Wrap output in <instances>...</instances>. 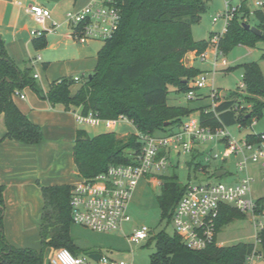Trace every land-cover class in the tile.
Returning <instances> with one entry per match:
<instances>
[{
	"label": "trees",
	"instance_id": "16d2710c",
	"mask_svg": "<svg viewBox=\"0 0 264 264\" xmlns=\"http://www.w3.org/2000/svg\"><path fill=\"white\" fill-rule=\"evenodd\" d=\"M208 0H114L121 12L119 28L104 42L98 53V63L92 74L72 92V77L54 80L45 91L32 75V69H20L9 56L5 41L0 38V115L5 116L6 139L26 145H37L43 138L42 127L34 123L16 104L13 95L25 87L32 88L47 99L53 107L95 115L105 120L126 118L137 132L126 135L115 131L91 136L86 129H78L74 159L80 178H92L107 170L111 164L135 162L142 141L139 133L155 135L181 126L184 118L197 109L170 105L169 93L187 92L190 82L199 70L186 62L187 54L204 53L211 40H196L192 28L208 10ZM248 10H237L220 35L217 48L226 54L239 44L254 46L264 40V7L254 10L257 35L243 26ZM249 22V21H248ZM218 33L212 32L211 39ZM38 47L46 44V33L35 37ZM264 58V52H263ZM242 89L218 96V104L198 109L201 122L212 127L251 125L264 114V73L259 62L242 64ZM231 66L226 70L230 71ZM167 124V125H166ZM247 140L257 141L258 133H248ZM203 169L206 170V167ZM214 176L216 172L213 173ZM161 193L157 202L163 216L172 221L173 212L188 184H182L176 174H161ZM5 186L0 184V264H49L44 252L47 248L66 247L75 255V239L70 229L73 223L71 209L72 184L43 186L45 206L41 224V250L11 245L4 233ZM264 206V196L258 198ZM247 214L232 205H222L217 220V235L221 228ZM260 243L240 241L232 245L215 242L204 249H191L175 232L165 230L154 234L156 250L151 253L152 264H245L248 255L256 251L264 261V231ZM264 264V263H263Z\"/></svg>",
	"mask_w": 264,
	"mask_h": 264
},
{
	"label": "built area",
	"instance_id": "2783aa9c",
	"mask_svg": "<svg viewBox=\"0 0 264 264\" xmlns=\"http://www.w3.org/2000/svg\"><path fill=\"white\" fill-rule=\"evenodd\" d=\"M256 4L264 7V0H256ZM240 5H233L226 1V11L214 17L224 16L226 25L223 32L211 39L215 47V66L218 67L220 55L217 43L221 34L227 30L229 22ZM27 10L41 28L33 29L34 37L55 30L59 23L52 21V11L42 4L33 3ZM69 24L71 35L80 43L91 40L106 41L117 31L121 21V12L114 0H92L81 11H68L65 14ZM207 52V51H206ZM206 52L200 56L206 58ZM222 65H227L223 59ZM34 77L37 79L38 74ZM75 82H81L82 77L75 76ZM210 87L208 95L214 99L212 106L218 104L219 91L209 85L206 76H198L187 93L190 99H201L197 91L204 87ZM245 84L242 85V88ZM14 95L25 98L20 91ZM76 120L80 124L100 126H112L115 120H105L93 112L84 114L77 112ZM187 116L180 127L161 135L139 133L142 148L133 163L111 164L106 171L92 178H80L73 185L71 195V209L73 223L90 228L98 232H114L122 228V223L128 219V205L138 186L139 180L148 175H154L168 166V152L174 148L178 151L191 153L194 146L209 140L219 139L225 145L223 158L240 154L241 160L237 164V172L242 176L237 181L225 182L222 180H207L188 183L187 189L175 206L172 222L175 232L181 237L184 244L191 249H204L213 244L217 237V220L222 205H232L246 214L253 216L257 230L256 244L261 241L260 233L264 231V206L258 204V198L252 193L253 177L250 175L249 163L258 165L264 178V132L258 133L257 141H244L245 146H240L236 138H231L228 126L212 127L201 122L200 116ZM189 118V119H188ZM255 123V121L253 122ZM241 126V125H240ZM241 128V127H240ZM255 133V132H254ZM250 150L247 153L246 150ZM215 154L213 158H217ZM210 158H207L209 160ZM212 176L213 173H212ZM161 185V181H159ZM151 228L143 226L135 230L129 240L132 243H140L150 237ZM256 258L261 259L256 251L248 255L245 264H256ZM101 261L115 264V260L103 256ZM49 264H88L86 255H75L66 247L57 248L49 258ZM116 264H132L121 261Z\"/></svg>",
	"mask_w": 264,
	"mask_h": 264
},
{
	"label": "crops",
	"instance_id": "0c3cea01",
	"mask_svg": "<svg viewBox=\"0 0 264 264\" xmlns=\"http://www.w3.org/2000/svg\"><path fill=\"white\" fill-rule=\"evenodd\" d=\"M91 1L0 0V38L5 41L9 56L20 69H32L33 76L38 74L36 80L45 91L49 90L54 80L61 77L80 76L82 81L75 82L72 86V92L75 93L82 86L87 74L94 72L98 63V53L104 41L91 40L80 43L72 37L65 17L68 11H81ZM33 3L42 4L52 11L53 19L49 21L48 26H51L54 20L59 23L55 30L46 33V44L43 47L37 46L32 35L33 29L41 28L27 10ZM197 56L195 52L188 53L187 64L194 66L192 60ZM227 67H229L228 63ZM20 92L25 98L13 95L14 101L34 123L42 127L44 138L37 145H26L11 139L0 142V184L5 186L4 233L7 241L13 246L35 247L41 250L40 232L45 206L42 187L74 185L80 179L74 159V147L77 130L83 128L82 124L77 122L75 115L81 110L77 108L68 111L62 107H53L47 99L30 87H25ZM206 105L209 104L203 106ZM188 107L198 110L202 106ZM119 121H114L113 125L117 126ZM115 126L104 125L105 128L95 129L94 133L87 131L94 136L104 132H116ZM133 127L135 128L134 125ZM5 132V116L1 114L0 137ZM135 132H137L136 128L132 133ZM126 134L129 133L125 132L121 135ZM170 152L171 150L167 155ZM220 169L223 168H216L214 172ZM161 174L168 173L161 171L142 177L137 187L143 185L142 187L147 188L148 191V188L154 189L161 181ZM239 177L232 173V182L237 181ZM70 232L75 239L78 254L86 255L88 264L91 261H101L105 256L102 252L110 253L118 248L120 245L118 239L122 235L126 245L133 244L129 240L133 232L126 234L122 229L114 232H98L72 223ZM56 249L49 247L46 250L52 255ZM49 258L46 261H49Z\"/></svg>",
	"mask_w": 264,
	"mask_h": 264
},
{
	"label": "rangeland",
	"instance_id": "374dc122",
	"mask_svg": "<svg viewBox=\"0 0 264 264\" xmlns=\"http://www.w3.org/2000/svg\"><path fill=\"white\" fill-rule=\"evenodd\" d=\"M226 1H230L233 5L242 6L243 10H248L250 14H247L243 22L250 23L255 26V18L253 12L255 9L260 8L256 4V0H208V10L198 24L192 28L193 37L196 40L207 39L211 40V33H221L226 25V19L224 16H219L215 21L214 17L219 14H223L226 11ZM249 21V22H248ZM102 42V41H101ZM207 51V52H206ZM206 58L198 55L193 59V65L199 70L200 77L206 76V81L209 85L214 86L219 91V96L224 98L229 93L242 89L244 84V71L242 64L250 63L253 61L259 62V65L264 73V40H258L254 46H248L246 44H239L226 54L218 56V64H215V47L210 43L206 50ZM223 59L226 60L229 66L232 67L230 71H227L226 66H222ZM90 73L87 74L89 76ZM195 78V79H196ZM194 80L190 82L191 86ZM169 93L168 103L170 105H182V106H203L205 104H212L214 99L208 96L211 93L210 87H204L197 91L198 95H202L201 99H190L187 96V92H176L174 88H171ZM198 117L199 111L193 112L191 117ZM189 119V118H188ZM255 123L251 125L240 126L236 124L228 127L231 133V138H236L240 146H245L244 141L248 133H260L264 132V114L260 118H255ZM126 119H120L115 124L116 132L132 133L135 131L132 123H128ZM105 123L100 126L82 124L83 129L88 130L90 133H94L95 129H103ZM241 127V128H240ZM163 132L157 131L156 135H161ZM124 136V135H123ZM250 153V150H246ZM225 152V145L223 141L219 139L209 140L204 143H199L194 146V150L191 153H187L183 150L178 151L172 148L168 157V166L162 170L168 174H176L179 181L182 184L201 182L207 180H222L225 182H232V173L242 176L241 172H237V164L241 160L240 154H234L224 159L223 154ZM215 154H218L217 158H213ZM207 158H210L207 160ZM206 167V170L203 169ZM222 167L228 172L222 176H212V172L216 168ZM250 175L253 177L252 193L255 198L264 196V178L259 171L258 165L249 163L248 167ZM154 189L137 187L136 194L132 201L128 205V219L122 223V230L128 234L135 230L148 226L151 228L150 237L140 243H133L126 245V241L123 235L119 240V247L112 250L110 253L107 251L102 252L103 255L115 260L116 263L121 261L129 262L132 264H152L150 255L156 250L155 242L150 238L158 232L165 230L168 234H174L175 229L173 222L163 216L161 208L157 203V196L161 193V186L156 184ZM149 192V193H148ZM123 239V240H122ZM257 239V230L253 221V216L247 214L244 219H236L230 223H226L217 235L218 245H232L240 241L255 242ZM40 246V245H39ZM35 248V247H34ZM40 249V248H39ZM110 254V255H109ZM51 253L47 250L44 252L45 260L50 257ZM115 263V264H116ZM263 259L256 258V264H263ZM89 264H108L103 261H91Z\"/></svg>",
	"mask_w": 264,
	"mask_h": 264
},
{
	"label": "water",
	"instance_id": "95a60500",
	"mask_svg": "<svg viewBox=\"0 0 264 264\" xmlns=\"http://www.w3.org/2000/svg\"><path fill=\"white\" fill-rule=\"evenodd\" d=\"M51 1H58V0H51ZM243 26L248 29L253 31L254 33H256L257 35H261L262 31L257 27V26H252L250 23L247 22H243ZM167 125V124H166ZM227 173L226 169H220L216 172L217 177H222Z\"/></svg>",
	"mask_w": 264,
	"mask_h": 264
}]
</instances>
